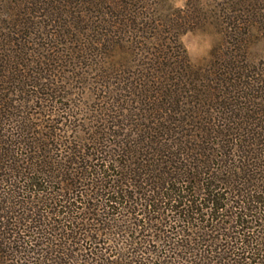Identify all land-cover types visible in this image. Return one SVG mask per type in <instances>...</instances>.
<instances>
[{"label":"trees","instance_id":"1","mask_svg":"<svg viewBox=\"0 0 264 264\" xmlns=\"http://www.w3.org/2000/svg\"><path fill=\"white\" fill-rule=\"evenodd\" d=\"M197 1L0 0V264H264V0Z\"/></svg>","mask_w":264,"mask_h":264},{"label":"rangeland","instance_id":"2","mask_svg":"<svg viewBox=\"0 0 264 264\" xmlns=\"http://www.w3.org/2000/svg\"><path fill=\"white\" fill-rule=\"evenodd\" d=\"M172 6L177 8H186L188 0H167ZM198 3L197 0H195ZM207 1L210 0H200ZM180 40L187 50L190 61L194 65L205 64L211 55L212 49L222 41V35L218 33V30L213 25L200 24L190 31H187L180 35ZM250 56L249 58L254 62H260L264 58V45L262 43V34L257 33L251 40ZM93 78V77H92ZM92 89V88H91ZM84 92V90H83ZM79 100L81 96H77ZM85 104L93 105L92 102L95 100V96L88 93ZM126 235H130L125 234Z\"/></svg>","mask_w":264,"mask_h":264}]
</instances>
